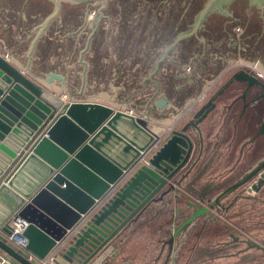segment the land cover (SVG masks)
<instances>
[{
    "label": "water",
    "instance_id": "water-1",
    "mask_svg": "<svg viewBox=\"0 0 264 264\" xmlns=\"http://www.w3.org/2000/svg\"><path fill=\"white\" fill-rule=\"evenodd\" d=\"M7 1L0 0V53L7 51L66 98L93 99L126 110L97 102L64 103L0 55V251L17 264H41L128 169L152 141L151 132L159 130L148 118L170 125L233 62L251 63L264 72V0L232 5L229 0H46L49 9L34 0L24 4L15 0L14 6H20L16 9ZM41 5L49 10L42 18L36 16ZM76 6L89 10L82 12ZM171 15H178L175 23L173 17L169 20ZM206 21L210 26L225 25L227 39L213 45L212 59L202 60L205 55L198 50L205 45L201 28ZM161 25H168V37L151 50L150 40ZM182 39L192 43L191 51L183 53ZM258 40L261 47L250 46ZM185 56L187 60L181 61ZM233 79L264 91V81L247 69L232 73L72 233L58 250L61 260L91 264L151 203L163 201L175 190L195 151L194 133L201 152L199 124L217 107ZM257 133H264V120ZM263 167L264 158L217 197ZM260 189L264 171L248 190ZM198 206L186 222L208 212ZM14 214L28 223L23 248L8 241V220Z\"/></svg>",
    "mask_w": 264,
    "mask_h": 264
},
{
    "label": "rangeland",
    "instance_id": "rangeland-1",
    "mask_svg": "<svg viewBox=\"0 0 264 264\" xmlns=\"http://www.w3.org/2000/svg\"><path fill=\"white\" fill-rule=\"evenodd\" d=\"M8 54L9 53L7 52L6 55ZM9 55L13 60L12 62L20 65L27 74L35 76L33 78L39 82H44L43 79L23 65L15 57L11 54ZM236 63L237 61L226 65L205 87H208L206 89L207 91H205L204 88L194 100L198 97L200 98L203 92H205L204 99L206 100V98L213 94L216 89L220 88L229 75L234 73L237 69L248 68L247 65ZM246 64L248 63L246 62ZM227 91H230V86L227 87ZM57 94L58 97H64L61 93L57 92ZM68 99L69 98L64 97V102H68ZM75 100L96 101L93 99ZM223 101L225 100L223 99ZM218 102L219 101L216 102V105L221 104L220 102L218 104ZM191 103L169 126L173 125L175 129H178L183 122L188 118H191L192 113L198 107L197 104H200L197 103L193 107ZM150 122H154L158 125L165 124L156 120H151ZM240 124L243 126L245 123ZM256 124L257 123L249 124L248 127L245 126L241 128V132H243L242 134H238L239 138H242L241 147L235 140L230 147H226L227 149L225 151L220 150L218 145L210 160H208V155L205 156V171L195 181L193 194L204 197V201H200V204H202L201 206L208 208L207 213L199 215L191 222L185 221L194 211L190 213L191 209L185 210L186 205L184 200L187 198L188 201H192L194 204L197 202L194 201L197 199L196 197L194 198L192 194H189L190 196L187 197L183 196V201L182 199L176 200L178 201L176 207H174V205H169L167 208H163L167 210L159 211L160 219H163V222H165L166 219L168 220L167 223L170 231L175 229L180 221L184 220L182 233L177 237L175 233L172 236L169 234V237L167 236L166 238V240L170 238L169 243L171 244L167 255L168 264H171V262L174 261H176V264H201L214 261L217 264H264V191L247 195L243 192V186L237 187L229 195H225L223 198L221 197L217 205L213 204L211 206L213 202L212 199H214L216 194L219 191H222L233 180H236V178L241 175L240 172L247 167L248 162L245 163L244 158L243 164L241 163L240 154H243L242 143H244V136L246 133L251 135L256 132ZM207 126V130L211 131L210 134H215V137H217L216 139L214 138V141L218 140L217 143L221 136L235 130L232 126V120L226 122L222 117L220 121L217 122V120H215L214 122L213 120ZM214 148L215 147L212 146L211 152ZM257 158L259 157L256 156L251 162ZM211 183L214 184V188ZM178 187L180 186L178 185ZM244 195L245 199H243ZM156 210H158V208ZM154 246L155 244H153V247ZM151 247L152 245H150V248ZM178 250L181 252L176 258ZM145 251L147 252V258L151 256L152 259L157 254L156 248L149 250L148 247V250Z\"/></svg>",
    "mask_w": 264,
    "mask_h": 264
},
{
    "label": "crops",
    "instance_id": "crops-1",
    "mask_svg": "<svg viewBox=\"0 0 264 264\" xmlns=\"http://www.w3.org/2000/svg\"><path fill=\"white\" fill-rule=\"evenodd\" d=\"M6 53L7 52H2V53H0V55L4 56V55H6ZM6 56L10 59V62L12 64H14L17 68L21 69L30 79L36 81L37 83L42 85V87H44L46 90H48L50 93H53L56 97H58L57 96L58 91L55 90L52 86H50L47 82H45V81L43 83L39 82L38 80L33 78L35 76H33V75L30 76L31 74L30 75L27 74V72H25V70H23V68H21L20 65H18L15 62H12L13 60L11 59L9 54ZM218 89H216V91ZM216 91H214V92H216ZM228 94H229L228 92L227 93L225 92L224 95L219 97L218 101L221 104L217 105V107L207 115L206 119L203 120L199 124V127H200L201 132H202L203 147L201 149V152L196 151L197 152V155H196L197 159L194 163L192 162L193 164L192 163L190 164L192 166L191 167L186 166L187 168H189V170L187 171L188 175H186V179L183 180L182 183H180V181H179V178H180L179 176L184 175V172L186 170V168H185V170L183 169L177 178V182L175 184V190L172 191L171 193H169L168 195H166L165 198L163 199V201L151 203L149 205V208L146 209L134 222H131L128 225V227H126L123 230L122 233L118 234L117 237L112 241L111 246H109L104 251V253H102L99 256V258H97L91 264H168L167 263V258H168L167 255H168L169 249L171 247V244L169 243L170 238L168 240H166V238H167V236L169 237V234H170V236H172L174 233H176V237H177L180 233H182L183 226L181 227V225L183 224L184 220L180 221V223L177 224L175 229H172V231H170V228L168 227V223H167L168 220L166 219L165 222H163V219H160L159 211L167 210V209H163V208H167L169 205L170 206L174 205V207H176L177 206L176 204H178L177 203L178 201H176V200H179V199H182V201L184 200L182 198L184 195L181 193L182 188H183L181 186V184H186L184 186V188H185L184 191H185V194L187 196H190L189 194H192L194 198L196 197V199H198L200 196L193 194V190L195 189L194 183L205 171V169H204L206 167V165L204 163L205 156L208 155V160H210L211 157L213 156L215 149L218 147V145L220 147V150L225 151L227 149L226 147H230L232 145V142L235 140L238 142L239 146L241 147V142H242L241 139L242 138H239V136H238V134H242V132H243V131L241 132V128L245 127V126L248 127L249 124L258 123L257 117H256V121L254 122V115L255 114H253V111H251L250 109H247L246 112L243 114V117L240 119L239 116L236 115L235 107L232 106L231 108H226L225 104L229 100ZM223 99L225 101H223ZM68 100L69 101L91 102V101H87V100H75V99H71V98H69ZM94 102L107 105V106L112 107L113 109H116V110H120V108H117V107H114V106H111V105H108V104H105L102 102H98V101H94ZM219 102H218V104H219ZM198 103L201 104L202 101H200ZM197 106H198V104H197ZM123 111H126V110H123ZM130 113L135 115V116H141V115H138V114H135L132 112H130ZM142 117H144V116H142ZM221 117L226 122H228V120H232V126H233V128H235V130H233V132H230V133H227V134L221 136V138L219 139V142L217 143L218 140L214 141V138L216 139L217 137H215V134H212V135L210 134L211 131L207 130V127H208L207 125L210 122H212L213 120H214V122H215V120H217V122L220 121ZM148 119L150 121L153 120L150 118H148ZM189 119L190 118H188L186 121H188ZM248 119L250 121H248ZM185 122H183L178 129H180L184 125ZM240 123H245V124H243V126H242ZM225 128L227 129L226 126H225ZM243 130H244V128H243ZM227 135H230V136H227ZM251 135H248L246 133L245 140H244V143H242V146L245 145L244 149H249V150H255L254 147L256 146L257 147L256 149L258 151H257V155H255V157L256 156L257 157L263 156V154H264V136L259 135L255 141L254 140L252 141V140H250ZM232 136H234V137H232ZM194 142H195V145L198 147L197 137H194ZM212 146H214L215 148L211 152ZM239 150H240V148H239ZM242 151H243V147H242ZM241 155L242 154H240V157H241ZM215 183H218V182H215ZM178 185L180 187H178ZM194 201L199 202L198 200H194ZM191 202L192 201H185L184 202L186 205L185 210L191 209L190 213L193 212L195 209L194 203L192 202L193 203L192 204ZM157 208H158V210H156ZM170 242H171V240H170ZM153 244H155L154 247H153ZM150 245H152L151 248H150ZM148 247H149V250L156 248L157 254L152 259H151V256L149 258H147V252L145 250H148ZM140 249H145V250H140ZM179 250L176 253V258L178 256V254L181 252ZM59 262L61 264H75V263L64 262L61 259H59ZM13 264H17V263L13 262ZM171 264H176V261L171 262ZM201 264H217V263L214 261V262H209V263L204 262Z\"/></svg>",
    "mask_w": 264,
    "mask_h": 264
},
{
    "label": "flooded vegetation",
    "instance_id": "flooded-vegetation-1",
    "mask_svg": "<svg viewBox=\"0 0 264 264\" xmlns=\"http://www.w3.org/2000/svg\"><path fill=\"white\" fill-rule=\"evenodd\" d=\"M227 1V0H226ZM229 4H235L236 2L234 1V0H229V2H228ZM63 5H67V4H63ZM253 5V4H252ZM252 5L250 4L249 5V8H253L252 7ZM69 6V5H68ZM76 8H79V9H81V11L83 12H85V11H88L89 10V8L88 7H85V6H76ZM222 11H223V8H222ZM260 13H261V11H260ZM261 15H262V13H261ZM221 29V28H220ZM249 29H255L256 30V28H253V27H250ZM226 26L225 25H222V29H221V33L223 34V37H222V39H221V41H225L227 38H226V35H227V33H226ZM250 46H252L253 48H255L256 46H257V48L258 47H261V44H260V41L258 40L257 41V43H254V41H251L250 42ZM246 47H248V45H246ZM249 48V47H248ZM242 69V68H241ZM231 76H232V74L231 75H229V77H227L226 78V80L223 82V84L220 86V88L219 89H221L228 81H229V79L231 78ZM259 79V78H258ZM261 80V79H260ZM230 86V91H227V88H225V90H224V92H223V94L222 95H224L225 94V92L227 93H229L228 94V102L225 104V106H226V108H231L232 106L233 107H235V109H236V115L237 116H239V118L241 119L242 117H243V114L246 112V110L247 109H250L251 111H253V114H255L254 115V122L256 121V117H257V119H258V123L256 124V132L254 133V134H252L251 136H250V140H256V138L259 136V135H263L264 136V133H262V134H258L257 132H258V130H259V127H260V125H261V123H262V121L264 120V91L263 90H261V88L260 87H252V88H247L246 87V84L245 83H243V82H238V81H235L234 79L232 80V82L227 86V87H229ZM218 89V90H219ZM217 90V91H218ZM216 91V92H217ZM215 93V92H214ZM205 101V100H204ZM194 113V112H193ZM192 113V114H193ZM192 116V115H191ZM191 119V118H190ZM189 119V120H190ZM188 120V121H189ZM188 121H186L185 123H187ZM248 121H250L249 119H248ZM184 123V124H185ZM194 137H197V134L196 133H194ZM194 137H193V140H194ZM245 137V136H244ZM194 144H195V142H194ZM197 144H198V146H199V141H198V137H197ZM244 146L245 145H243V154L241 155V163L243 164V158H244V161H245V163L246 162H248V164H247V167L244 169V170H242L241 172H240V176H238V178H236V180H231L232 182L229 184V185H227L224 189H226L228 186H230L231 184H233L235 181H237L240 177H244V176H246L248 173H249V171H251V170H253V168L258 164V163H260V161L264 158V155L263 156H261V157H259V158H257L256 160H254L253 162H251L254 158H255V155H257V147L255 146L254 148H255V150H249V149H244ZM199 147H197L196 145H195V151L193 152V155H192V158H191V161L189 162V164L187 165L188 167H191L192 165H190L192 162L194 163L195 161H196V159H197V152L196 151H198L199 152V149H198ZM194 156V157H193ZM192 163V164H193ZM190 165V166H189ZM185 168H186V170H185ZM185 168H184V170H185V172H184V175H181V176H179L180 178H179V181H180V183H182L183 182V180H185L186 179V175H188V170H189V168H187L186 166H185ZM261 171H264V167L261 169V170H258L255 174H254V176H252L250 179H248L246 182H244L241 186H243V192L245 193V194H247V195H251V194H256L255 192H249V188H250V186H251V183L253 182V181H255L256 180V178L258 177V175H259V173L261 172ZM180 175V174H179ZM212 184V183H211ZM186 184H181V186L183 187L182 188V194L185 196V197H187V195L185 194V188H184V186H185ZM214 184H212V187L214 188V186H213ZM224 185V184H223ZM241 186H239V187H241ZM223 189V190H224ZM222 190V191H223ZM232 191H234V190H232ZM231 191V192H232ZM259 191H264V189H260V190H258L257 192H259ZM221 191H219L217 194H216V196L214 197V199H212L213 201H220V199H221V197H217L218 196V194L220 193ZM231 192H229V193H227L226 195H229ZM222 198H223V196H222ZM243 199H245V195H244V197H243ZM199 202H196L194 205H195V209H194V211H197V210H199V206H198V204L200 203V201H203L204 200V197H202V196H200L198 199H197ZM184 201H188V199L186 198ZM192 203V202H191ZM193 204V203H192ZM202 205V204H201ZM194 213V212H193Z\"/></svg>",
    "mask_w": 264,
    "mask_h": 264
},
{
    "label": "built area",
    "instance_id": "built-area-1",
    "mask_svg": "<svg viewBox=\"0 0 264 264\" xmlns=\"http://www.w3.org/2000/svg\"><path fill=\"white\" fill-rule=\"evenodd\" d=\"M236 64H243L247 65V69L250 73L255 75V77L261 79L264 81V72L261 71L259 68L254 66L253 64H246V62H239L237 61ZM208 88V87H207ZM205 88V91H207ZM205 92H203L196 100H194L191 104L193 107L200 101L204 100ZM62 102H64V97H59ZM203 99V100H202ZM65 103V102H64ZM192 107V108H193ZM191 108V109H192ZM150 125H157L159 127V130L151 132L153 139L152 141L143 149L139 151V155L136 157V159L130 164L127 170H124L122 174L119 176V178L109 186L108 190L104 192L102 197L95 201V204L90 207V209L81 216V218L75 223V225L67 231V233L63 236V238L56 242L54 247L51 249L49 254L41 260V264H56V262H59L58 257V250L62 245H64L69 237L74 233V231H77L79 227L85 222V220L92 215L96 211V209L99 208V206L107 200L124 182L125 180L131 175L137 168H139L141 165L146 164L147 160L151 155H153L159 147L163 144V142L166 140V138L170 135L171 131H173L175 128L173 125H158L154 122H150ZM8 224L10 227V235L8 236V241L11 242L14 246L17 248H23L26 245V241L22 237V233L24 232L25 228L27 227L28 223L18 217L17 215H12V217L8 220ZM0 264H13V260L7 257L3 252L0 251Z\"/></svg>",
    "mask_w": 264,
    "mask_h": 264
},
{
    "label": "trees",
    "instance_id": "trees-1",
    "mask_svg": "<svg viewBox=\"0 0 264 264\" xmlns=\"http://www.w3.org/2000/svg\"><path fill=\"white\" fill-rule=\"evenodd\" d=\"M22 2H23V4L25 3V1L24 0H21ZM27 1H33V0H27ZM235 2H239V0H234ZM242 1V0H241ZM243 1H246V0H243ZM17 2V1H16ZM15 0H8L7 1V6L8 7H15L16 9H19L20 8V6H14L15 5ZM37 2V4L38 3H42V4H44L43 6H45V7H48V9L51 7V4L48 2V1H46V0H34L33 1V3H36ZM190 3V2H189ZM243 3V2H242ZM18 4H20V0L18 1ZM32 4V3H31ZM224 5V4H223ZM25 6H28V5H25ZM42 6V5H41ZM43 6H42V8H43ZM29 7V6H28ZM34 7H35V5H34ZM201 6H199V8H200ZM15 8H12V9H9V10H11V11H14V10H16ZM46 10V9H42V10H37L38 12H39V14L38 15H36V16H38V17H40V18H42V17H44L45 15H47L48 14V11L49 10ZM229 9H231L232 11H233V13H235V15L236 14H238V12H237V10L235 9V8H229ZM30 10L31 11H33L34 9H33V7L32 8H30ZM33 12H35V11H33ZM32 12V13H33ZM189 12H192V11H189ZM189 12H185V13H189ZM34 15H35V13H34ZM32 16H33V14L32 15H28V19L30 20L31 18H32ZM177 16L178 15H171V17H170V19L169 20H171V18L173 17V19H172V22L173 23H175L176 22V20H177ZM39 18V19H40ZM172 23V24H173ZM205 23V22H204ZM220 24V23H219ZM219 24H216V23H214V24H212L211 26L209 25V22L208 21H206V25L204 26V24H203V27L201 28V32H204L205 33V35H206V40L204 41V44L205 45H202V44H200L201 45V50H198V51H200L201 52V54H204L205 56L203 57V59L202 60H204V59H206V58H211L212 56V49H213V45L214 44H217L218 42H220L221 41V39H222V37H223V34L221 33V29H222V25H219ZM162 26V25H161ZM205 28V29H204ZM221 28V29H220ZM167 30H169V28H168V25L167 26H162V28L161 29H159V27L157 28V29H155V35L153 36V38H151V40H150V43H149V49L151 48V50L152 49H155L154 47H156L157 45H160L161 43H159V41L161 40V39H163V37L165 36L166 38L168 37L166 34L169 32V31H167ZM157 37H158V40H157ZM160 38V39H159ZM209 38L212 40V42L213 43H211V41L209 40ZM14 39V38H13ZM184 39H182V40H180L179 41V46H180V48L181 49H183V53H186V52H189V51H191V48H192V43H190V41L188 42V41H183ZM17 41V39H14V40H12V42H16ZM181 41L183 42V44H181ZM206 42V43H205ZM215 48V47H214ZM247 48V47H246ZM210 52V53H209ZM218 52H219V50H218ZM220 55H223V54H220ZM124 57L125 58H128L129 56H126V55H124ZM181 59V61H183V62H185L186 60H187V56H185L184 58H180ZM212 59V58H211ZM211 62V61H210ZM209 62V63H210ZM215 62H217V63H220L221 61L220 60H214V64H215Z\"/></svg>",
    "mask_w": 264,
    "mask_h": 264
}]
</instances>
